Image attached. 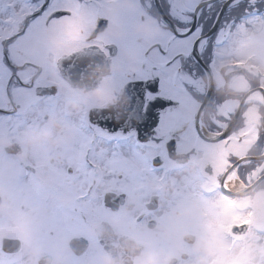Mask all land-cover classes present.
Segmentation results:
<instances>
[{
    "label": "flooded vegetation",
    "instance_id": "1",
    "mask_svg": "<svg viewBox=\"0 0 264 264\" xmlns=\"http://www.w3.org/2000/svg\"><path fill=\"white\" fill-rule=\"evenodd\" d=\"M80 4L105 23L85 27L71 53L93 52L96 65L107 66L133 48L138 52L137 70L89 78L91 69L85 63L90 61L59 50L55 42L59 29L52 23L41 29L38 41L21 42L13 49L15 63L24 65L26 85L15 76L9 82L0 61V202L7 204L0 211V226L22 223L32 247L40 249L39 264L54 254L61 257V264H101L106 252L132 264V254L117 244L138 239L141 250L189 249L191 241L182 239L185 232L223 234L237 242L241 238L236 237L252 231L264 237L256 212L223 187L225 181L229 185L228 177L234 181L237 175L245 190L257 177L264 180L260 167L264 156L259 157L264 155V89L251 65L233 63L243 60L251 30L264 24V0H80ZM36 6L31 0H0V28L5 33L14 30L8 21H15L21 8ZM116 20L126 33L119 40L105 31ZM146 20L160 29L151 41L134 34L135 25ZM177 25L200 28L201 38L208 42L181 57V74L192 81L182 94L186 123L167 141L171 121L166 118L160 133L158 126L178 102L161 91L158 77L143 74L148 63L156 61L157 44L168 41ZM221 30L224 35L217 43ZM102 38L113 41L106 50L88 46ZM26 60L33 63L25 64ZM73 64H80L81 71H73ZM101 83L113 95L111 103L90 101L77 113L66 111L69 85L91 89ZM237 85L248 90L240 91ZM52 117L73 126L71 140L55 149L23 142L26 130H39ZM250 125L259 132L252 143L240 147L233 141L221 143L218 134L238 136ZM96 127L114 139L99 135ZM113 153L129 162L132 174L106 166ZM145 167L149 170L143 171ZM224 195L243 204L236 209L239 215L252 214L251 223L234 227L232 234L228 221L216 218ZM192 204L197 205L195 210ZM27 260L28 250L19 236H0L3 264Z\"/></svg>",
    "mask_w": 264,
    "mask_h": 264
},
{
    "label": "clouds",
    "instance_id": "2",
    "mask_svg": "<svg viewBox=\"0 0 264 264\" xmlns=\"http://www.w3.org/2000/svg\"><path fill=\"white\" fill-rule=\"evenodd\" d=\"M126 7L131 8L130 3ZM107 36L112 39H121L126 33L119 20L105 29ZM160 29L152 21H143L134 27V34L142 37L145 41H151ZM250 46L243 55L246 64L251 65L255 71L253 75L258 76L257 83L264 89V24L256 27L250 32ZM138 52L129 48L123 51L121 58L107 66L97 64L91 68L90 77L98 74L105 77L111 74H119L125 70L135 73L137 70ZM231 86V82H228ZM69 94L65 100V109L69 113L79 112L90 101H96L101 105H106L114 100L113 95L101 83L91 89L72 88L70 85ZM240 91H247L242 85H237ZM74 129L71 124L64 122L58 117H52L45 127L39 130L29 129L23 133L24 141L29 146L43 147L45 144L55 149L63 143L72 139ZM242 150V149H241ZM260 167L264 168V161ZM246 179V178H245ZM259 181L257 183L256 181ZM241 178L237 175L236 180L229 183L225 192L233 193L234 198L240 199L245 205L250 206V210L255 211L259 217L258 223L264 224V180L257 177L253 183L247 185V190L240 187ZM162 187V186H161ZM7 208V204L0 202V211ZM191 208L195 210L196 204ZM19 236L28 250L27 264H39L40 249L32 247L31 237L22 223L13 222L12 225L0 226V236ZM191 241L189 249L178 247L175 251L164 252L155 250H141L140 240L130 243L125 241L124 245L117 244L118 248L126 249L132 255V264H264V237L257 235L255 231L243 234L239 242L227 239L223 234L209 237L206 235L194 236L188 232L182 234V239ZM45 264H61V257L54 254ZM101 264H126L125 260L114 257L111 253H105Z\"/></svg>",
    "mask_w": 264,
    "mask_h": 264
},
{
    "label": "snow or ice",
    "instance_id": "3",
    "mask_svg": "<svg viewBox=\"0 0 264 264\" xmlns=\"http://www.w3.org/2000/svg\"><path fill=\"white\" fill-rule=\"evenodd\" d=\"M32 5H38L36 7L21 8L18 18L15 21H8L14 25V30H9L5 33L3 28H0V61H3L4 67L8 71V81L11 82L12 77L15 76L17 81L21 85H26L28 79L23 76V64L17 65L13 60V49L17 47L21 42L28 43L32 41H38L40 39V31L43 27H47L49 23L58 26L59 35L56 39L57 48L61 51L67 50L69 54L75 49L73 44L79 39L83 29L89 25L95 28L103 27L105 21L100 19L97 21V14L86 12L80 0H31ZM194 10V9H193ZM111 18H109L110 20ZM179 19L181 22L187 20ZM23 25V27H20ZM178 33V35H177ZM224 35L223 31L219 33L217 43L220 42V38ZM202 37V30L196 28L193 31L191 28H180L178 25L174 33L170 34L169 40L166 42H160L156 46L155 62H149L146 71L143 76H155L159 78L160 89L167 94L173 100L177 101V106L168 109V111L162 115L160 125L158 126V133L161 131V127L165 124L166 118L171 121V127L168 129L169 139L175 136L183 130L186 121L183 119L182 113L185 107V101L182 99V94H185L189 90V84L192 82L191 77L181 74V57H188L192 54L193 49L196 47L203 48L207 44V38ZM113 43L112 40L107 38L98 39L94 44L88 46H95L102 50H106V45ZM175 43V47H173ZM7 44V47H5ZM246 46V45H242ZM25 64H32L33 61L26 60ZM236 67H243V60H236L233 62ZM53 70H55V63H53ZM152 89V86L149 85ZM154 91V89H152ZM151 95L149 99H151ZM264 98V97H262ZM96 133L101 136L114 139L108 133L102 129L96 127ZM223 137L222 144L227 145L229 141H233L237 147L252 143L255 139H258L259 132L251 125L241 130L238 136H230L227 133L218 134ZM243 138V139H241ZM161 140V136H158V142ZM166 141V142H167ZM106 166H113L119 171L123 172L125 176L132 174V169L129 167V162L125 160L117 159L116 154L113 153L112 158L106 161ZM145 167L143 171H148ZM255 175V172L252 174ZM231 179V177H228ZM251 176L249 177V180ZM216 187H219L217 182ZM227 181H225L223 187L227 189ZM219 211L216 214L217 220L226 219L227 231L232 234L234 227H241L251 223V213L247 216H241L236 212L237 208L243 207L241 202H237L231 199L229 196L224 195L217 203ZM211 227V225H209ZM240 239L242 237H236ZM0 264H3L0 261Z\"/></svg>",
    "mask_w": 264,
    "mask_h": 264
},
{
    "label": "bare ground",
    "instance_id": "4",
    "mask_svg": "<svg viewBox=\"0 0 264 264\" xmlns=\"http://www.w3.org/2000/svg\"><path fill=\"white\" fill-rule=\"evenodd\" d=\"M253 23H257V18H253ZM233 180L229 179L228 183L232 182Z\"/></svg>",
    "mask_w": 264,
    "mask_h": 264
}]
</instances>
